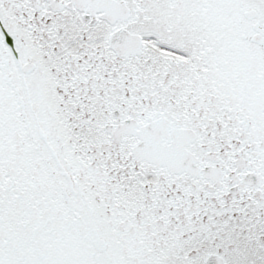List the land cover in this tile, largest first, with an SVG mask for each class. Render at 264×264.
<instances>
[{
    "label": "snow or ice",
    "instance_id": "snow-or-ice-1",
    "mask_svg": "<svg viewBox=\"0 0 264 264\" xmlns=\"http://www.w3.org/2000/svg\"><path fill=\"white\" fill-rule=\"evenodd\" d=\"M0 264H264V0H0Z\"/></svg>",
    "mask_w": 264,
    "mask_h": 264
}]
</instances>
